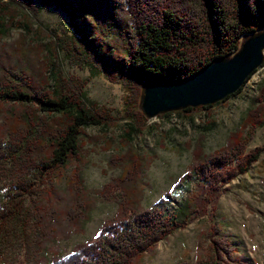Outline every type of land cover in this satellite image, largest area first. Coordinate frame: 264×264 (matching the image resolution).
Here are the masks:
<instances>
[{
	"label": "trees",
	"instance_id": "16d2710c",
	"mask_svg": "<svg viewBox=\"0 0 264 264\" xmlns=\"http://www.w3.org/2000/svg\"><path fill=\"white\" fill-rule=\"evenodd\" d=\"M24 1L34 9L31 0ZM42 4L62 8L71 18L80 16L82 29L73 22L79 39L71 37L65 50L88 69L90 77L67 80L55 42L30 47L20 35L16 42L0 45V182L12 180L9 193L0 201V252L4 242L19 232L28 257L38 256L47 244L74 231L81 232L88 219V196L77 168L67 178L65 192L58 189L57 181L81 161L86 129L103 127L111 118L99 106H88L85 87L91 79L104 75L124 87V120L131 123L126 131L131 138L149 121L139 109L144 83L189 78L217 60L234 56L245 36L264 30V0H42ZM13 25L28 36L33 32L27 14L0 2V32L9 33ZM110 26L115 35L106 39ZM252 76L238 93L217 105L240 95ZM263 126L264 87L256 107L221 148L208 156L194 148L193 162L179 181V185H194L183 212L139 206L145 190V161L130 146L110 162L123 168L122 175L100 192L106 201H117L114 218L100 227L94 240L75 246L70 255L62 256L54 248L51 259H40L38 264H140L160 242L185 229L192 215L216 216L227 186L259 161L264 148L249 151V144ZM206 240L197 242L202 254L195 264H237L235 248L215 225L210 226Z\"/></svg>",
	"mask_w": 264,
	"mask_h": 264
},
{
	"label": "rangeland",
	"instance_id": "374dc122",
	"mask_svg": "<svg viewBox=\"0 0 264 264\" xmlns=\"http://www.w3.org/2000/svg\"><path fill=\"white\" fill-rule=\"evenodd\" d=\"M0 2L5 3L8 9L27 14L34 26L29 36L25 30L16 27L17 25H13L7 34L0 32L4 35L0 45L14 43L19 40L20 35L26 37L30 47L38 44L50 46L55 42L57 60L64 77L67 80L89 79L88 69L65 50L67 44L72 42L71 37L79 39L73 22L82 29L84 25H81L80 16L72 15L71 18L62 8L43 6L42 0H31L33 10L28 8L24 0ZM90 19H94V16H90ZM107 30L106 39H112L115 28L110 26ZM47 56L50 54L47 53ZM262 87L264 67L252 76L240 95L225 103L187 114L158 116L145 125L142 123L139 134L128 138L126 131L130 130L131 123L124 120V87L110 82L104 75L91 79L85 87L90 101L87 102L88 106H99L111 118L106 120L103 127L86 129L81 138V161L67 169L66 177L61 182L57 181L58 189L65 192L67 178L77 168L88 196V219L83 222L81 232L74 231L68 238L47 244L38 256L35 253L28 257L22 233L14 234V237L4 242L0 252V264H38L40 259H51L54 248L58 249L62 256H68L75 246L94 240L100 227L113 219L118 209L117 201H106L100 194L105 185L123 173L120 165L112 167L110 162L112 158L126 153L130 146H133L145 161L142 173L145 190L139 206L143 209L163 206L169 210L183 212L187 196L194 190V185H179V181L193 162L194 148L200 149L204 156L221 148L229 134L239 128L248 112L256 107ZM0 120L2 121L1 118ZM258 148H264V126L249 144V151ZM11 187V178H2L0 201L3 202ZM167 195L168 197H165ZM191 218V221H186L188 225L185 229L178 230L166 241L160 242L154 253L146 256L140 264H195L202 254L197 248V242L208 243L206 233L211 225H215L219 235L233 245L235 256L238 258L237 264H264V151L247 175L239 177L227 186L215 217L209 215L195 218L192 215Z\"/></svg>",
	"mask_w": 264,
	"mask_h": 264
},
{
	"label": "water",
	"instance_id": "95a60500",
	"mask_svg": "<svg viewBox=\"0 0 264 264\" xmlns=\"http://www.w3.org/2000/svg\"><path fill=\"white\" fill-rule=\"evenodd\" d=\"M264 64V30L243 38L232 57L211 63L195 75L172 82L144 83L139 109L148 120L158 116L217 105L238 93Z\"/></svg>",
	"mask_w": 264,
	"mask_h": 264
}]
</instances>
